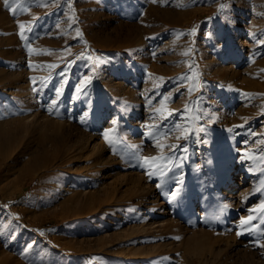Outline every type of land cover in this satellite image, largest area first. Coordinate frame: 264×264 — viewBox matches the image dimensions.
Masks as SVG:
<instances>
[{
	"label": "rangeland",
	"instance_id": "rangeland-1",
	"mask_svg": "<svg viewBox=\"0 0 264 264\" xmlns=\"http://www.w3.org/2000/svg\"><path fill=\"white\" fill-rule=\"evenodd\" d=\"M8 3L0 264H264V0Z\"/></svg>",
	"mask_w": 264,
	"mask_h": 264
},
{
	"label": "bare ground",
	"instance_id": "bare-ground-1",
	"mask_svg": "<svg viewBox=\"0 0 264 264\" xmlns=\"http://www.w3.org/2000/svg\"><path fill=\"white\" fill-rule=\"evenodd\" d=\"M133 28V27H131ZM25 120V119H24ZM24 120L22 119H16V120H11V121H8V122H5V123H2L0 124V152H3L5 149L4 146L8 145L9 146H13L14 142L16 140H18L19 138V135L22 133L23 130H27V129H30L29 127H33V122L30 124V123H26ZM31 121V120H29ZM1 123V122H0ZM11 124V125H10ZM15 124V125H14ZM7 125H10L9 127ZM31 131V130H30ZM28 132V131H27ZM230 134V133H229ZM25 135V134H24ZM23 137V135H22ZM42 139V138H40ZM55 141V139H54ZM46 142V141H45ZM43 145H46L42 142H39ZM40 144V145H41ZM16 145V143H15ZM16 147V146H15ZM18 147V146H17ZM20 147V145H19ZM40 147V146H39ZM13 148V147H12ZM6 149H10V148H6ZM16 148H14L15 150ZM43 149V148H42ZM11 150V149H10ZM10 153L7 154V153H3L2 154V157L0 158V166H2L3 164H6L7 166H11V161H10ZM36 158V157H35ZM34 158V159H35ZM33 159V161L35 162V160ZM37 160V159H36ZM13 161H15V159H13ZM34 162H32L34 164ZM31 163V162H30ZM38 164V163H37ZM30 165V164H29ZM32 165V164H31ZM26 170V169H25ZM39 171V170H38ZM27 172V171H25ZM36 174V173H35ZM40 174V172L38 173Z\"/></svg>",
	"mask_w": 264,
	"mask_h": 264
},
{
	"label": "snow or ice",
	"instance_id": "snow-or-ice-1",
	"mask_svg": "<svg viewBox=\"0 0 264 264\" xmlns=\"http://www.w3.org/2000/svg\"><path fill=\"white\" fill-rule=\"evenodd\" d=\"M5 5L6 7H9V10H13L11 6H9L8 0H5ZM223 7V6H222ZM13 14H15V12H13ZM20 28L23 30L24 29V25L21 24ZM21 36H23V31H21ZM187 54V53H185ZM105 138H107V134H105ZM147 159H152V158H147ZM252 217H249L248 221H242V224H247L249 223V221H251ZM177 239H179V237H177Z\"/></svg>",
	"mask_w": 264,
	"mask_h": 264
}]
</instances>
